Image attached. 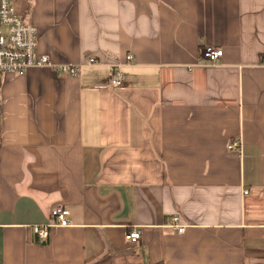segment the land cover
Returning <instances> with one entry per match:
<instances>
[{
  "label": "crops",
  "instance_id": "obj_1",
  "mask_svg": "<svg viewBox=\"0 0 264 264\" xmlns=\"http://www.w3.org/2000/svg\"><path fill=\"white\" fill-rule=\"evenodd\" d=\"M17 10L40 54L83 66L3 79L0 264H264V0ZM208 45L223 49L216 64ZM58 206L71 225L40 242L31 227Z\"/></svg>",
  "mask_w": 264,
  "mask_h": 264
},
{
  "label": "built area",
  "instance_id": "obj_2",
  "mask_svg": "<svg viewBox=\"0 0 264 264\" xmlns=\"http://www.w3.org/2000/svg\"><path fill=\"white\" fill-rule=\"evenodd\" d=\"M14 1L28 0H0V124H1V105H2V84L5 75H24L33 67H52L55 70L71 75L78 76L81 70L80 64H58L50 57L38 52V27L32 23H28L18 12ZM223 56V49L208 45L202 50V57L209 64L218 63L220 57ZM128 61L134 59L133 54L127 56ZM264 64V55L262 57ZM89 65L98 64L95 57L88 59ZM113 73L111 75V84L114 87H120L125 82V73L121 64H112ZM240 141H233L229 145V149L239 148ZM70 211L65 206L55 207L52 211V218L48 223L32 225L33 232L38 236L40 242H46L50 235V230L57 226H70ZM179 217L172 219V226L179 233L185 231V226L178 223ZM142 232L135 227L126 233V239L137 243L141 240Z\"/></svg>",
  "mask_w": 264,
  "mask_h": 264
},
{
  "label": "rangeland",
  "instance_id": "obj_3",
  "mask_svg": "<svg viewBox=\"0 0 264 264\" xmlns=\"http://www.w3.org/2000/svg\"><path fill=\"white\" fill-rule=\"evenodd\" d=\"M14 4H15V6L17 7L18 2H17V1H14Z\"/></svg>",
  "mask_w": 264,
  "mask_h": 264
}]
</instances>
